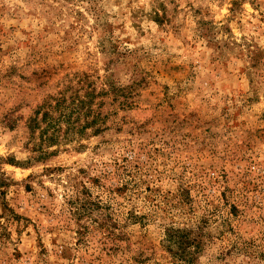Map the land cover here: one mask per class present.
Here are the masks:
<instances>
[{"label":"rangeland","instance_id":"rangeland-1","mask_svg":"<svg viewBox=\"0 0 264 264\" xmlns=\"http://www.w3.org/2000/svg\"><path fill=\"white\" fill-rule=\"evenodd\" d=\"M0 264H264V0H0Z\"/></svg>","mask_w":264,"mask_h":264},{"label":"trees","instance_id":"trees-1","mask_svg":"<svg viewBox=\"0 0 264 264\" xmlns=\"http://www.w3.org/2000/svg\"><path fill=\"white\" fill-rule=\"evenodd\" d=\"M46 114H44L45 116ZM34 121V125H36L38 122H36V120H33ZM47 126H50V125H47Z\"/></svg>","mask_w":264,"mask_h":264}]
</instances>
